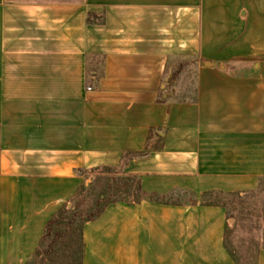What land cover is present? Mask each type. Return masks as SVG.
<instances>
[{
	"label": "crops",
	"instance_id": "1",
	"mask_svg": "<svg viewBox=\"0 0 264 264\" xmlns=\"http://www.w3.org/2000/svg\"><path fill=\"white\" fill-rule=\"evenodd\" d=\"M105 170L146 195L82 264H238L212 196L264 178V0H0V264Z\"/></svg>",
	"mask_w": 264,
	"mask_h": 264
},
{
	"label": "rangeland",
	"instance_id": "2",
	"mask_svg": "<svg viewBox=\"0 0 264 264\" xmlns=\"http://www.w3.org/2000/svg\"><path fill=\"white\" fill-rule=\"evenodd\" d=\"M188 79V78H187ZM187 86V82L185 84ZM188 89V87L186 88ZM101 178L82 186L80 193L66 205L70 212L78 215L72 224L68 217L55 226L65 230V235L58 240L50 254L32 257L26 264H79L81 254V238L84 218L96 208V197L106 190L113 171H102ZM97 175V174H96ZM95 175V177H97ZM123 177V175H119ZM115 195L119 199H129L127 185L116 184ZM214 200L226 204L230 222L226 230V246L238 264H256L258 253L264 248V178L259 185L242 195H216Z\"/></svg>",
	"mask_w": 264,
	"mask_h": 264
},
{
	"label": "trees",
	"instance_id": "3",
	"mask_svg": "<svg viewBox=\"0 0 264 264\" xmlns=\"http://www.w3.org/2000/svg\"><path fill=\"white\" fill-rule=\"evenodd\" d=\"M100 178H101V175H98L97 177L93 179L92 183L95 180L100 179ZM118 183L127 185L129 189L126 190L127 192L125 193H127V195H129L132 200L138 201L142 198L143 195H146V193L142 190L139 184V181L135 177L124 176V175L123 177H119L117 175H113V177H111L109 183L106 186V190L100 192L99 195L96 197V200H97L96 208L94 211L89 212L86 215V217L84 218V223L97 218L101 214V212L104 210V208L110 203H114L116 201H129L130 200V198L129 199L117 198V196L115 195V192L118 190V187L116 185ZM150 197L154 200L162 199V197L158 194H151ZM69 213L70 215L68 217V223L72 224L75 221L78 214L76 212H70V209L67 208V206L62 207L49 220V222L46 225L44 234L40 240L39 246L33 255L34 258H37L39 255H42V254H50L53 252L54 246L56 245L58 240L61 239L65 235V232H66L65 230H67L65 229L63 231L59 228H55V226L59 224L65 218L66 214H69ZM82 231H83V227H82ZM80 252L81 254H80L79 264H82L83 252H84L83 233H82V238H81V251Z\"/></svg>",
	"mask_w": 264,
	"mask_h": 264
}]
</instances>
